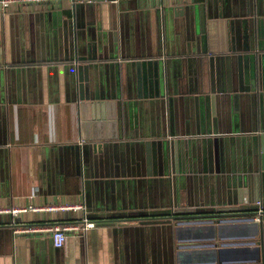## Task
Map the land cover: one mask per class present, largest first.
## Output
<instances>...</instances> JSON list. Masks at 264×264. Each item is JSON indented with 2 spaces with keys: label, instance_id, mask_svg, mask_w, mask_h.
Segmentation results:
<instances>
[{
  "label": "crops",
  "instance_id": "obj_1",
  "mask_svg": "<svg viewBox=\"0 0 264 264\" xmlns=\"http://www.w3.org/2000/svg\"><path fill=\"white\" fill-rule=\"evenodd\" d=\"M88 6L13 4L0 14V209L84 206L0 212V264H255L254 245L228 255L180 247L207 232L196 223L101 220L213 208L229 202L226 179L235 175L238 206L263 202L264 0ZM151 57L158 71L147 70ZM79 64L87 65L81 79ZM81 81L84 92L115 97L123 118L102 138L80 139ZM84 218L94 225L68 233L59 248L48 234L15 233L14 224Z\"/></svg>",
  "mask_w": 264,
  "mask_h": 264
},
{
  "label": "water",
  "instance_id": "obj_2",
  "mask_svg": "<svg viewBox=\"0 0 264 264\" xmlns=\"http://www.w3.org/2000/svg\"><path fill=\"white\" fill-rule=\"evenodd\" d=\"M94 1L97 6L101 5L107 6L108 4L112 6L113 1L115 0H70L72 3V10L74 12L78 9H84L89 5L90 2ZM61 1H52L53 4H60ZM103 5V6H102ZM89 7V6H88ZM88 9V8H87ZM60 51L62 49V45H59ZM159 54V52H158ZM62 59V56H60ZM135 65L137 67V71H140V60L135 61ZM147 70L158 71L157 65L159 62L157 57H151L146 60ZM87 67L86 64H79L77 66L79 78L80 71ZM81 79V78H80ZM85 84L81 81L79 83V94L77 100V106L79 109V118L81 125V135L80 139L88 141L91 139L102 138L104 136V127L113 125L114 123H118V125H122L123 118L121 115L116 113V102L114 100L115 97H103L100 93H95V91L84 92ZM138 97H142V93L140 87L137 89ZM129 93H126L128 95ZM152 97V94H149ZM154 97H159L160 94L157 90L154 92ZM132 100H127L128 108L133 104ZM91 129V133L87 132V128ZM97 128L101 129V132H97ZM261 166L264 169V132L261 134ZM83 144H80V146ZM82 149L86 148L85 146L81 147ZM241 182L237 178V176H229V179H226V190L228 187H231L234 192L231 193L230 188V196L227 195L226 203H222L213 208H187V209H178L171 207L170 209L162 210L161 212H150L149 216H138L135 218L136 214H119L117 216L111 217L110 220H101V224H114L118 223V225H124L126 223H130L131 220L135 222H144L149 220L150 222H160V223H173L175 220L176 224H185V223H196V230L200 231L201 228H205L207 232L205 233H197L193 238L192 242L179 245L180 247H189L192 248L193 251L197 252H214L216 250L219 251L221 255H228V253L237 252L240 250H236L234 246L239 244L242 245H254L253 254L250 256L255 264H260V242L255 239L256 235L259 232V223L254 220V216L257 215V206L251 205L248 200L250 206L247 208H243L238 206L237 204L240 202L235 197L240 196V187ZM238 202V203H237ZM229 203L233 205H229ZM202 206V205H200ZM262 206L264 208V199L262 202ZM145 214H148L144 212ZM143 213V214H144ZM99 218V217H98ZM260 220L263 221L264 225V212L262 213ZM20 225V224H19ZM13 227V225L11 224ZM17 226L14 224V227ZM13 227V228H14ZM239 229H247L246 231H239ZM241 238H245V240H239ZM198 241V242H197ZM243 251H248L249 248L247 246ZM247 247V248H246ZM182 251V250H181ZM242 251V250H241ZM226 260L236 258V257H223ZM222 260V258H221Z\"/></svg>",
  "mask_w": 264,
  "mask_h": 264
},
{
  "label": "built area",
  "instance_id": "obj_3",
  "mask_svg": "<svg viewBox=\"0 0 264 264\" xmlns=\"http://www.w3.org/2000/svg\"><path fill=\"white\" fill-rule=\"evenodd\" d=\"M52 1H61V0H0V14L7 10L13 4L24 5V4H38V3H48ZM255 205L257 206V215L254 216V220L259 222L264 208L262 206L261 199L255 200ZM84 209L82 203H71V204H47L42 206L28 205L27 208H18V207H5L1 208L0 212L11 213L13 215L18 214L21 211L32 210V211H50V210H79ZM85 222L83 224L75 221H64L58 223H33V224H21L17 225L15 229L16 232L24 233H45L48 234L52 245L54 247H61L66 241L67 234L70 232H76L77 230H86L89 227H92L94 223L92 221L84 218ZM14 231V230H13Z\"/></svg>",
  "mask_w": 264,
  "mask_h": 264
}]
</instances>
